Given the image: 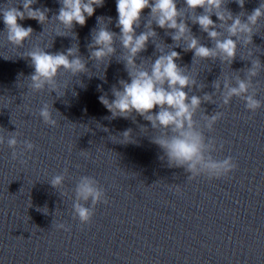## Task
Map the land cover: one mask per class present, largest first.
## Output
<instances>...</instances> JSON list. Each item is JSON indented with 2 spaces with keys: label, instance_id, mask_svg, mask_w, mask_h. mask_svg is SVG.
<instances>
[{
  "label": "clouds",
  "instance_id": "9594fccd",
  "mask_svg": "<svg viewBox=\"0 0 264 264\" xmlns=\"http://www.w3.org/2000/svg\"><path fill=\"white\" fill-rule=\"evenodd\" d=\"M23 11L13 5L5 4L0 7L5 25L7 40L17 47L23 46V42L29 39L33 29L23 27L18 21L34 19L40 24L49 20L48 8H33L37 0H21ZM241 9L244 8L245 0H235ZM60 8L55 20L63 25L64 29L72 30L75 25L84 26L86 19L93 16L96 7H102L104 0H59ZM228 0H184V5L192 13L190 17L193 24H198L202 32L214 42L213 47H207L192 35L185 14L177 7V0H116L118 20L116 27L120 29L119 40L126 55L123 58L125 70L130 82L120 80V88H112L115 97L109 100L106 95H101L99 101L111 113V118H133V113L149 121L153 130L160 132L152 137V143L162 149L169 167L183 168L189 175V181L204 176L209 180L228 177L238 167L235 159L229 155L223 159H216L213 153L223 150V142H218L215 137L206 135L214 131L215 124L224 116L222 111H214L211 115L204 114L201 125L196 120L202 103L216 104L215 93H219L222 106H229L232 99L239 98L244 101L245 108L255 113L264 107V101L257 98L258 84L253 78L257 77L264 64L259 58L251 60V67H247L244 78L237 76L235 86L230 78H225L221 84L217 78L213 81V93H205L203 96L189 95L188 91L196 87V80L185 74L176 60L180 53L175 50L164 52L157 47L160 53L151 61L150 66L145 67L143 61L136 63L138 55L145 51L150 40L157 36L152 24L155 23L161 29L171 31V39L179 47L181 40L186 41L184 51L194 52V58L201 60L219 59L222 63L232 64L237 55L238 41L245 45L252 43L253 28L261 18H264V0L254 8L247 19L243 20L245 13L233 14L227 9ZM150 9L149 19L145 24V31L136 34V28L144 9ZM197 9H203L201 14H196ZM217 17L219 23L211 18ZM99 23L104 19L97 18ZM109 22L111 18H108ZM217 29H223L220 31ZM224 32L227 35H224ZM117 33L108 30L107 27H98L93 30L92 43L88 45L90 59L103 61L115 54L114 47ZM235 38V39H233ZM79 53L78 47H70L66 52L49 53L36 49L28 53L34 72L30 75L29 88L33 92L43 91L46 87L56 92V78L63 69L73 76L86 73V62ZM252 55V53H249ZM71 58V59H70ZM52 105L45 103L39 110V116L43 123L50 127L57 126L58 121L54 118ZM159 110L154 112L153 110ZM251 118V117H249ZM107 131V129H105ZM131 129L123 131L120 135L122 143L131 142ZM21 135L18 131L8 132L7 138L0 135V145L7 143L12 149V160H19L21 164H27L23 157L26 152H31L35 145L29 140H18ZM21 150L17 151V146ZM82 154L87 155L86 152ZM67 169L64 174L56 175L50 180L54 189H62L64 186ZM180 188L176 187V192ZM75 199L72 205L73 219L79 220L81 226L90 224L98 204H107L108 199L99 181L88 175L81 176L76 183ZM90 202V203H89ZM88 205V206H86ZM53 223V222H52ZM57 230L71 231V227L64 222L55 224Z\"/></svg>",
  "mask_w": 264,
  "mask_h": 264
}]
</instances>
